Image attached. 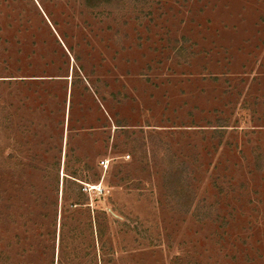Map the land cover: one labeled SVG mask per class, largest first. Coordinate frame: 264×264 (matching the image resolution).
Returning <instances> with one entry per match:
<instances>
[{"label":"rangeland","instance_id":"obj_1","mask_svg":"<svg viewBox=\"0 0 264 264\" xmlns=\"http://www.w3.org/2000/svg\"><path fill=\"white\" fill-rule=\"evenodd\" d=\"M0 264H264V0H0Z\"/></svg>","mask_w":264,"mask_h":264},{"label":"built area","instance_id":"obj_2","mask_svg":"<svg viewBox=\"0 0 264 264\" xmlns=\"http://www.w3.org/2000/svg\"><path fill=\"white\" fill-rule=\"evenodd\" d=\"M103 162H104V161H101V162H100V164H103V165H104V163H103Z\"/></svg>","mask_w":264,"mask_h":264}]
</instances>
